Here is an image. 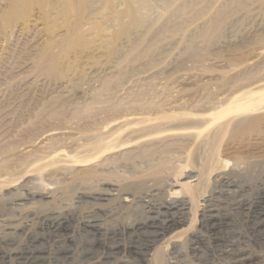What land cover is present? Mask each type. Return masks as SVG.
<instances>
[{"label":"rangeland","instance_id":"rangeland-1","mask_svg":"<svg viewBox=\"0 0 264 264\" xmlns=\"http://www.w3.org/2000/svg\"><path fill=\"white\" fill-rule=\"evenodd\" d=\"M129 1L0 0V177L9 182L8 188L0 189V230L35 224L36 214L42 217L51 210L72 218L73 225L97 212L107 235L114 233V241L128 245L126 230L120 232L139 223L147 205L123 206V193L138 196L153 191L151 201L156 203L178 191L168 192L165 187L170 177L204 170V182L200 181L204 185L198 186L200 196L190 221L173 237L154 242L147 255L124 252L106 260V253H100L99 260H90L91 241L84 236L77 240L72 256L53 248L47 264H238L226 254L225 241L240 236L244 240L238 243H245L251 255L247 264H264V243L253 239L250 228L252 223H264V191L258 189L264 180V121L235 129L234 124L226 129L209 126L210 114L225 105L220 101L224 93V98H231L236 92L264 85V0H185L200 8H186L178 25L170 15L171 4L147 0L149 17L139 26L132 22ZM219 14L218 33L204 36L205 26ZM167 30L176 33L171 37ZM81 109L84 116L77 117L75 112ZM111 124H117L116 129L103 132ZM49 131L61 137L62 150L70 155H77L89 143V135L100 132L105 142L119 137L120 147L98 159L99 164L105 159L107 165L95 162L74 168L63 179L49 169L28 174L30 166L23 164L22 153L35 148ZM192 134L214 142L198 147ZM221 163H225L222 173L236 179L243 196L223 193L212 172ZM93 166L97 167L95 176L84 180L83 174ZM155 170L159 176L153 178ZM116 183L123 188L118 197L105 202L90 199L102 196L108 184ZM44 187L53 189L49 201L11 207V201L27 199L28 193ZM179 196L190 199L185 192ZM204 197L211 198L209 204ZM213 204H218L220 218L227 223L214 234L202 228V215ZM8 238L17 240L18 236L9 234ZM156 253L162 254L161 261H156Z\"/></svg>","mask_w":264,"mask_h":264},{"label":"bare ground","instance_id":"bare-ground-1","mask_svg":"<svg viewBox=\"0 0 264 264\" xmlns=\"http://www.w3.org/2000/svg\"><path fill=\"white\" fill-rule=\"evenodd\" d=\"M163 1H166L167 3L171 4L172 8L170 11V15L173 17L176 25H178L183 20V15L186 14V11H185L186 8H191V10H195L196 8H200V7H198V5L197 6L193 5L191 7V5L188 3V1H185V0H182V1L181 0H163ZM148 6L149 5H148L147 0H130L129 1V10L133 14V18H134V20L132 22L135 25H138V26L143 25L147 21V19L149 17V12H150V10L148 9ZM136 8L140 9V12H137ZM220 18H221V15L219 14L217 17L215 16L214 19H212L208 23V25L205 26L204 31H203L204 36L208 37L210 34L214 35V34L218 33L219 26H220ZM165 33H168L167 35L172 37L175 35L176 32H173L172 30H169V31L167 30ZM236 88L234 87V89H236ZM240 88H242V87H240ZM228 90L229 89H227L226 93H228ZM207 91L209 92L210 90H207ZM210 93H211V91H210ZM220 94H222V93H220ZM224 95H225V93H224ZM224 95L222 97L223 99H220V101L223 104H225L224 107H221L217 112L210 114L211 122H210L209 126H211V128H214L216 126V127H221L222 129L223 128L226 129L231 124H234L236 126V127L234 126V129H235L239 126L244 127V125L247 126L250 123L258 124L261 121H264V119H263V116H264V85H258V86H255L253 88H249L247 90L244 89V91H242L240 93L236 92L231 98H229V97L224 98ZM205 96H207V95H205ZM215 96H217V95L215 94ZM215 96H214V98H217ZM220 98H221V96H220ZM207 99L209 100L210 97ZM204 100L205 101H203V102L200 101L202 103V105L206 104V103H204V102H206V98ZM213 100H214V102H216L217 99L216 100L213 99ZM218 101H219V99H218ZM214 102H213V104H210V102H209V104L211 106L216 105V103L214 104ZM218 104H220V103H218ZM150 107H152V106H150ZM206 107H207V105H206ZM149 109H151V108H149ZM84 112H85L84 109L76 110L75 114L77 115V117H83ZM72 119H75V118H72ZM195 124H194V126H195ZM116 126H117V124L108 125L103 130V132H105L107 129H108V131H109V129L114 130V129H116ZM187 127H190V126H187ZM62 129H64V128H62ZM68 129L69 128L67 127L66 130H68ZM106 133H108V132H106ZM137 133H139L138 130H137ZM142 133H145V132H142ZM102 134L103 133L100 132L99 134L95 133V135H92V136L89 135V137L87 138V141L89 143L86 146H81L80 150H78L77 155H70L65 150H62L65 147H63L64 143H62L61 137L59 138V136H57V133L54 131L47 132V134L44 135V137L42 138V141H40V143H37L38 145L34 146L35 148H31L30 151H28L26 149H24V152L22 151L23 152L22 155H25V161L23 164L27 163L28 166H30L27 170V173L28 174H32V173L34 174V173H40L42 171L46 172L49 169L55 176L58 175V176H60V178L62 177V179H63V177L66 174L68 175L69 173H71V171L74 168H87L89 165H91L95 162L96 163L98 162V164H95L96 166H100V164L102 162H104L105 159L100 164H99L98 159H100L104 154L115 151L116 149H118L120 147L119 137H116L110 141L105 142L102 139ZM138 135H140V134H137V136ZM181 135L185 136V134H183V133ZM214 135H215V133H214ZM78 136H80V135H78ZM131 136H133V135H131ZM193 136L194 137H193L192 142H193V144L198 145V147L199 146L202 147L205 144H208L210 142H214L213 138L208 137L206 139H199V134H196ZM81 138H83V137L81 136ZM129 138H131V137H129ZM179 138H180V140H183V139H181V136ZM168 139H169V137H168ZM177 142L179 143V141H177ZM85 143H86V141H85ZM178 143L176 145H178ZM150 144L151 143H149V145ZM158 144H159V141H158L157 145ZM163 144H164V142H163ZM25 145L27 147V145H29V144H25ZM147 145L148 144L146 143V146ZM151 145H150V147H151ZM173 145H174V143H173ZM65 146H67V145H65ZM165 147L167 148V146H165ZM204 147H206V146H204ZM208 147H210L209 144H208ZM146 148H148V147H146ZM151 148H154V147H151ZM137 150H139V149H137ZM125 152H126V150H125ZM138 153H140V152H138ZM116 154H118V153H116ZM123 154L120 153L121 156ZM201 154H203V152ZM127 155H129V153ZM130 155H131V153H130ZM206 155H207V152H206ZM133 156H135V155L133 154ZM203 157H205V156L203 155ZM121 159H123V158H121ZM194 162H196V161H194ZM212 162L214 164L215 159H213ZM104 163H106V162H104ZM197 163H199L198 166L201 165L200 162H196V164ZM106 165H107V163H106ZM241 166H243V165L241 164ZM199 167H201V166H199ZM203 167H204V169H206L205 166H203ZM203 167L201 168V171H202ZM224 167H225V163H221V165L219 164L217 166H213V168L211 167L213 175L215 177V181L217 183H220L221 184L220 186H222V188H224L223 193L226 196L232 197V196H235L236 194H240L239 197L243 196L244 191L242 188L238 189V186H237L236 181H235L236 179L232 180L231 178H229L228 175H225L224 172H223L224 174L222 173V170ZM92 168L93 169H91V168L88 169L89 172L83 174L84 180L91 179L95 176L94 174L96 173V171H94V168H97V167L93 166ZM22 169H24V168L22 167ZM155 171H153V172H155ZM150 173H152V172H150ZM48 174L50 175L51 173H48ZM160 174L162 177L163 174L161 172H160ZM205 174H206V171H204V170H203L202 174L201 173L198 174L197 172H192V171L191 172L186 171L185 174H183V177H179V178H175V177L171 178L170 177L167 181H165V187L167 188L168 192L172 191V190H177V189H178V191H173L171 193L167 192L168 195L166 197H164V199H162V200L160 199V201H158L156 203H153L151 201L153 198V194H152L153 191L152 192H142L138 196H134V194L132 196H126V194H124L122 191L123 188H121V185H117V183L116 184H108L106 186L108 188H107L105 194H102V196L90 197V199H92L94 201H99V202L104 201L105 202V201H109L110 199H112V197L117 196V194L118 195L121 194V192H122L123 193L122 195H124V196L120 197V202L122 203L123 206H128L133 202L142 203V204L147 205L144 218L139 223L131 224L128 227H126L123 231L121 230V232H120V233H123L126 230L125 232L131 241L128 245H123L122 244L123 241H121L122 243L120 241L119 242L114 241V239L116 238V237H114L115 236L114 233H113L112 237H109L107 235V231H106L107 228L105 227V223H103V219H101V216L97 212L93 215H90V214L86 215L82 221H80L79 223H77L75 225H73L70 222L72 220V218L68 219L67 216H65V214H59L60 212L55 211V210L49 211L47 214L43 215L42 217H38L39 214H36L37 217H36V223L35 224H33V222L32 223L26 222L25 224L22 225L21 228H16V227H14V225L12 227H11V225L5 226L3 224L5 227L2 230H0V264L11 263V261L12 262L17 261V263L21 262L23 264H47L51 260L53 248L55 250V249H58L57 247H59L60 249H64V252H63L64 256L69 257V256H72L74 254V252L76 251V247H78L77 246L78 245L77 240H79V238L84 237V236L85 237L88 236L90 238V241H91L90 244L88 243L90 246V250L87 252V254L89 255L88 258L90 260H94V261L99 260L101 257L100 253L101 254L106 253V255H107L106 260L107 259L111 260V259L115 258V256L119 255L120 253H124V252L130 253V254L133 253L135 255H139V257L140 256L143 257V256L147 255L148 252L151 250L154 242L160 241L161 239L165 238L168 235L173 237L174 235H176L179 232L176 230H178L181 226H183L185 223L187 224V222L190 221L193 204H194L195 200L197 198H199V196H200V192H199L200 190L198 189L199 188L198 186L203 187L204 183H201V182H204V180L203 181H201V180L204 179L203 175H205ZM236 174H237V172H236ZM42 175H44V174H42ZM54 175H52V176H54ZM152 176H153V178L154 177L156 178V176H159L158 172L156 171L155 173H153ZM241 176H242V174H241ZM230 177H232L231 174H230ZM6 178H7V176H6ZM211 179H212V177H211ZM33 180H34V178H33ZM152 181H154V180L152 179ZM155 181H156V179H155ZM158 182H155V183L157 184ZM6 183H7V180L2 179L0 177V189L3 188L4 185H5V187L8 188V186H6ZM90 183L91 182H89V184ZM199 183H201V185H198ZM260 183L261 184L259 185L258 189H259V191L260 190L264 191V180H262ZM239 184H241V183H239ZM124 186H126V185L124 184ZM5 187H4V189H5ZM52 190H53L52 188L44 187V190L42 189L41 191L32 192V193L27 192L28 193L27 199L18 198V200L14 201V202L11 201L10 205L14 209L15 208L20 209L21 207L26 206L28 201H34V200L36 202L49 201L51 199V196H52ZM148 190L150 191V188ZM31 191H32V189H31ZM180 192L188 193L190 196V199L187 200L186 198H183L184 196L183 197L179 196ZM55 193L57 194V192H55ZM53 195H54V192H53ZM204 199H205V197H204ZM241 200H243V199H241ZM200 201H201V199H200ZM210 201H211V198L209 197V198L205 199L204 203L209 204ZM239 206H241V205H239ZM252 213H254V212H252ZM220 215H221L220 214V207L218 206V204L217 205H214V204L208 205L207 211H205V213L202 215V217H203L202 228L206 232L214 234L215 232L219 231L222 227H224V226L227 227V223L222 221V219L220 218ZM257 215L260 217L263 216L261 211L258 212ZM25 220H26V218H25ZM1 221H3V220H1ZM33 225H34V227H33ZM16 226H18V225H16ZM250 228L253 232V236H254L253 239L263 245V243H264V223L263 222L252 223V226ZM109 233H111V232H109ZM9 234H14V235L18 236V239L14 240V239L8 238L9 239L8 240L7 235H9ZM121 237H122V234H121ZM246 238H248V236ZM239 239H243V237L241 238V236H240V238H237V239L236 238H234V239L230 238V239L226 240L225 241V243H226L225 244V246H226L225 252H226V254H229L231 256V258L234 259L235 262H237L238 264H247L250 261L251 255H250L249 251L247 250V246L245 243H242V244L238 243V241L240 242ZM246 242H247V240H246ZM237 249H239V250L237 251ZM235 251H237L238 253H234ZM155 259H156V261H161L162 260V254L156 253Z\"/></svg>","mask_w":264,"mask_h":264}]
</instances>
